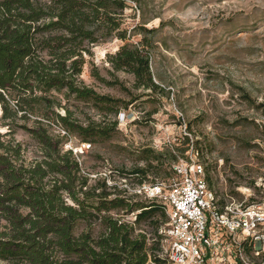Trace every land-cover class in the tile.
Instances as JSON below:
<instances>
[{"label":"trees","instance_id":"obj_1","mask_svg":"<svg viewBox=\"0 0 264 264\" xmlns=\"http://www.w3.org/2000/svg\"><path fill=\"white\" fill-rule=\"evenodd\" d=\"M129 6L127 0H0V120L6 129L0 131L2 264L168 263L159 255L165 205L110 185L98 173L92 177L79 154L65 148L71 136L90 146L112 139L119 114L138 99L134 90L149 97L165 93L153 78L151 39L127 42ZM115 38L125 43L107 54L111 78L95 64L91 76L120 87L130 101L99 93L81 79L93 46ZM119 71L134 77L132 88L116 76ZM18 130L29 141L17 139ZM139 152L144 166L123 172L136 177L138 186L175 175L163 169L161 152L151 147ZM151 173L159 176L147 182ZM132 213L134 221L127 219ZM145 222L153 233L137 228ZM220 236L229 239L224 231ZM242 245L246 254L254 252L250 237ZM230 254L235 264H244L237 250Z\"/></svg>","mask_w":264,"mask_h":264},{"label":"rangeland","instance_id":"obj_2","mask_svg":"<svg viewBox=\"0 0 264 264\" xmlns=\"http://www.w3.org/2000/svg\"><path fill=\"white\" fill-rule=\"evenodd\" d=\"M127 1V42L138 44L144 36L151 39L153 78L165 93L159 90L149 97L134 90L138 99L119 114V132L112 139L90 146L71 136L65 148L79 154L82 167L92 177L98 173L110 185L135 192L138 179L125 177L123 172L144 166L140 150L151 147L161 152L163 169L168 171L179 159H190L191 151H187L193 146L199 151L196 160L222 202L247 207L264 203V0ZM141 26L156 28V32L142 31ZM124 43L115 38L93 46L81 79L99 93L130 101L120 87L107 86L91 76L95 64L110 79L107 54ZM116 76L133 87L131 74L119 71ZM5 130L0 120V131ZM16 138L30 139L22 130ZM155 176L159 175L149 174L146 181ZM127 219L134 221V213ZM137 228L153 233L148 222ZM256 231L264 234V225ZM245 236L237 233L239 240ZM253 245L260 249L263 242L257 239ZM234 249L220 253L222 263L235 264L230 254ZM258 256L255 249L245 252L248 263L264 264V256Z\"/></svg>","mask_w":264,"mask_h":264},{"label":"built area","instance_id":"obj_3","mask_svg":"<svg viewBox=\"0 0 264 264\" xmlns=\"http://www.w3.org/2000/svg\"><path fill=\"white\" fill-rule=\"evenodd\" d=\"M187 153L190 159L181 158L173 164L174 176L135 189L166 207L168 221L160 229L163 241L159 255L167 258V264H224L220 253L236 247L242 262L251 264L245 258L242 241L247 237L251 242L261 239L263 246H254L255 254L264 252V234L256 231L264 225V203L247 207L222 202L207 181L203 165L195 158L199 151L191 146ZM222 231L228 240L220 236ZM237 233L246 236L239 240Z\"/></svg>","mask_w":264,"mask_h":264},{"label":"bare ground","instance_id":"obj_4","mask_svg":"<svg viewBox=\"0 0 264 264\" xmlns=\"http://www.w3.org/2000/svg\"><path fill=\"white\" fill-rule=\"evenodd\" d=\"M2 113V110H1V108H0V114Z\"/></svg>","mask_w":264,"mask_h":264}]
</instances>
